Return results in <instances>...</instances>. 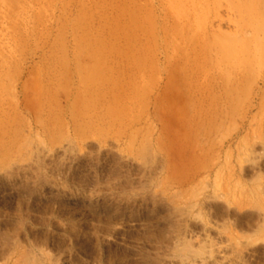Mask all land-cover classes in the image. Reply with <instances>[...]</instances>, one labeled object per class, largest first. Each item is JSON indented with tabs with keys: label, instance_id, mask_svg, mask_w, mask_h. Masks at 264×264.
<instances>
[{
	"label": "rangeland",
	"instance_id": "obj_1",
	"mask_svg": "<svg viewBox=\"0 0 264 264\" xmlns=\"http://www.w3.org/2000/svg\"><path fill=\"white\" fill-rule=\"evenodd\" d=\"M0 264H264V0H0Z\"/></svg>",
	"mask_w": 264,
	"mask_h": 264
}]
</instances>
